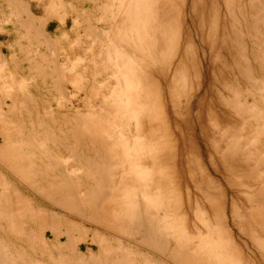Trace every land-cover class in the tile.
I'll use <instances>...</instances> for the list:
<instances>
[{
	"label": "rangeland",
	"instance_id": "1",
	"mask_svg": "<svg viewBox=\"0 0 264 264\" xmlns=\"http://www.w3.org/2000/svg\"><path fill=\"white\" fill-rule=\"evenodd\" d=\"M135 1L137 0H0V108L2 109L0 110L6 114L3 118L5 122L0 123V133L4 130L10 138L4 143L8 147H5L0 139V193L3 194H0V204L4 206L18 199L21 202L31 203L37 210L43 209L47 212L54 210L60 214L64 212L65 205L69 208V205L64 204L62 200L66 198V203H69L67 200L69 194L77 195L75 200L81 202L80 212L72 213V216L68 212L62 218L67 217L72 221L77 231L80 230L88 241L92 233L109 242L112 247L110 253L112 257L107 258V263L114 254L124 252L129 260L127 264H135L136 257L147 254L146 252L153 254L151 250L156 248L154 245L151 246V241L148 243L143 241L136 227L130 223L128 212H131L133 207H129V201L133 195H138L137 199L150 201L151 215L155 214V217L161 218V223L163 222L167 229L168 242L173 243L172 245L169 243V249L166 250L170 253L172 250L170 248L174 247V252H171L173 254L165 251L162 259L155 254V257L165 264H178L179 261L181 264H192V262L204 264L196 257L197 255L193 256L194 247L209 234L215 238L214 244L217 241L220 244L217 233L219 230L221 234L227 232L223 234L226 237L224 243L227 247L224 264H264V175H260L264 174V165H262L264 164V94H262L264 93V0H170V2L166 0L165 3L160 2L163 0H152V3H143V0L135 3ZM147 24H151L150 27L153 26L154 30H148L151 28ZM90 27L97 28L96 31L100 33H95L94 36L93 33H89ZM222 34L227 44L231 43L236 50L232 55L235 57L234 62L240 64V68L247 74L245 82L243 80L239 83L232 80L228 82L233 94L230 90L227 92L221 85L210 81L212 53L218 50L217 46H214V41L223 37ZM178 37L179 43L176 42ZM45 39L51 42L53 48L47 47ZM99 39L107 43L103 41L100 43ZM166 39H168L167 43H165ZM228 47L225 48L227 53L230 50ZM171 51L176 53H173L171 59L175 64L170 62V57L163 56V53L169 55ZM57 56L61 58L62 71L60 74L53 73L52 77L51 75L47 77L45 73L50 71ZM230 57H225L229 65L234 63ZM219 58L221 59L220 54ZM178 59L177 77L172 75V67L176 65ZM169 66L171 71L168 70ZM161 71L167 73L173 83L165 81L159 74ZM149 74L150 78L147 77ZM60 77L66 91L64 96H59L55 90ZM135 79L140 82V86L142 85V89H137L140 106L148 108V103L151 102L149 98L154 96V90L158 92L154 96L155 103L158 102L156 105L161 102L160 105L165 106L164 121L167 122L165 127L168 128H165L167 131L164 133L167 135L164 139L166 141L169 139V142L165 143L172 148L168 147L165 156L158 158L161 162L159 167L153 165L152 168L153 159L147 158L146 117L142 116L140 122H137L132 114L136 90L133 89ZM119 80L122 81L121 86L118 84ZM148 81L153 87L150 96L147 89ZM174 83L176 86L179 85L177 86L179 91L181 89L179 103L182 113H179V133L174 128L175 118L172 115V103L169 99L170 94L177 91ZM216 88L222 95L216 93ZM184 90L185 92L188 90L186 95L193 92L197 95L193 110L190 109L191 115L187 119L183 116L186 115L184 109L186 98L182 95ZM222 97L225 99L221 100ZM242 98L246 99L248 110H244L243 121L239 123L234 114V107ZM226 100L227 103L232 102V107H228L230 104H227ZM142 112H145V109ZM81 122L82 133L79 135L76 129ZM82 127L85 131H82ZM235 128L239 130L240 136L232 135L238 136L235 143L241 151L232 153L237 148L227 149L224 153L228 155L230 153L228 160H221L219 151L225 148L223 143L225 136L228 138V134L232 133L231 129L235 130ZM94 141H98L99 144ZM169 150L171 152L175 150L170 152L174 157L167 158L172 165L165 162ZM242 151L243 157L240 155ZM248 151H257L250 152L253 160L251 155L247 154ZM258 153L261 155L260 160L263 159L262 162L254 160V156ZM52 155L56 159H53ZM136 157L139 159L135 163L133 159ZM30 162L43 169L37 174L38 176L31 177L24 169ZM48 163L49 166L55 164L57 168L52 171L43 168ZM147 164L150 165L151 173L147 172ZM98 165L105 166L110 172L109 182H112V179L115 182H112L113 185L110 182L108 189L105 187V191V188L101 189L104 199L98 198L101 195H97L100 193V188H96L95 193L92 194L89 191L90 187L96 185L98 177L97 179L92 177L91 173L96 171ZM167 165L171 167L165 168L168 167ZM255 170L260 174L256 175ZM63 171L66 173L64 174ZM133 175L137 178L135 184ZM64 176H68L67 184L73 192L60 189L55 192L60 196L52 197L50 194L54 193L52 192L54 188L51 189V186H63L64 179L61 177ZM152 176L154 181L151 186L149 178ZM208 180L213 184L209 189L210 192L207 188ZM228 180L230 182H227ZM119 192L124 194V197L123 194L121 195V199ZM17 194L23 198L21 196L19 198ZM65 194L69 197H64ZM92 195H95L93 198H97L100 204L99 207L97 205V209L101 212H98L101 219H92L97 224L90 219L93 218L90 200ZM213 195L217 197L214 198ZM118 199L123 202L118 204ZM212 203L215 204L216 210L219 209L217 213L220 215L219 218L222 216L221 222L222 224L224 222L222 226L219 224L220 219H216L217 215H213L210 211ZM123 206L125 208H122ZM216 210L213 209L215 214H217ZM79 213L87 219H81ZM121 213L124 218L128 217L129 221L126 219L119 225L117 218H123ZM183 214L185 219H182ZM2 222L0 240L11 251L14 259L11 264H20L19 255L22 254L23 257L30 258L33 264H75L72 261H88L97 251L96 245L90 242H73L72 252L62 249L56 241L53 242L49 233L44 241L37 240V247L31 250L26 240L27 232L30 230L28 223L23 235H19L18 226L14 227V233H8L7 226L5 227L4 221ZM36 227L40 230L38 226ZM222 227H225L224 231ZM64 242L62 240L61 243ZM157 250L155 249L154 252ZM186 257L188 258L184 263L183 259ZM193 258L196 260L191 261Z\"/></svg>",
	"mask_w": 264,
	"mask_h": 264
},
{
	"label": "bare ground",
	"instance_id": "2",
	"mask_svg": "<svg viewBox=\"0 0 264 264\" xmlns=\"http://www.w3.org/2000/svg\"><path fill=\"white\" fill-rule=\"evenodd\" d=\"M107 1V0H106ZM139 0H137V1H135V3H140V2H138ZM142 1V0H141ZM172 1V0H171ZM152 3V0H143V3ZM155 2V1H154ZM160 2H167L166 0H163V1H160ZM169 2H170V0H169ZM142 3V4H143ZM163 3V4H164ZM171 4V3H170ZM169 5V4H168ZM117 6V5H116ZM137 6H139V4L137 5ZM118 7V6H117ZM174 7V6H173ZM173 7H171V9L173 10ZM135 8H137L136 7V5H135ZM131 10H134V9H131ZM135 10H137L138 11V9H135ZM157 10V9H156ZM136 11V12H137ZM176 11V10H175ZM27 12V11H26ZM134 12V11H133ZM147 12V11H146ZM156 12V11H155ZM168 12V11H167ZM217 12V11H216ZM138 13V12H137ZM166 13V12H165ZM136 15V14H135ZM134 15V16H135ZM143 15V14H142ZM167 15V14H166ZM169 15H170V13H169ZM178 15V14H177ZM30 16V15H29ZM137 16H138V14H137ZM141 16V15H140ZM196 16V15H195ZM223 16V15H222ZM136 17V16H135ZM143 17V16H142ZM145 18V17H144ZM152 18V17H151ZM165 19V18H164ZM38 20V19H37ZM154 21V20H153ZM39 22V21H38ZM167 22V21H166ZM150 23V22H149ZM153 23V22H152ZM172 23V22H171ZM32 24V23H31ZM41 24H43V23H40V25ZM164 24H165V22H164ZM163 24V25H164ZM168 24V23H167ZM147 25H149V27L151 26V24H147ZM166 25V24H165ZM202 25V24H201ZM161 26V25H160ZM38 27V26H37ZM153 27V26H152ZM152 27H150L151 29H148V30H150V31H153L154 29V27L152 28ZM155 27H157V26H155ZM164 27V26H163ZM147 28V27H146ZM90 30H89V33H93L94 34V36H95V33H100V31H96L97 30V28L95 29L94 27H90L89 28ZM153 29V30H152ZM159 29H161V28H159ZM141 30H143V29H141ZM147 30V31H148ZM176 30V29H175ZM41 33V32H40ZM98 35H100V34H98ZM97 35V36H98ZM45 36V35H44ZM92 36V35H91ZM162 36V35H161ZM164 36H166V35H164ZM173 36V35H172ZM221 36H223V37H221V38H217V40H215L214 41V46H217V48H218V50L217 51H215V52H213L212 54V58H211V60L213 61V64H212V72H211V75L212 76H210L211 78H210V81L213 83H216L217 85H221L222 86V88H224V90H226L227 92H228V90H230L231 91V93L233 94L234 92H232L233 90H232V88L230 87V85H228V82H230V80H232L233 82H235V83H239V82H241L242 80H243V82H245V79L247 78L246 77V71L245 70H242L241 68H240V64H236L235 62H234V60H235V57L233 56L232 57V55L235 53V49H233V46H232V44L230 43V45L229 44H227V41L225 40V37H224V34H222ZM99 37V36H98ZM97 37V38H98ZM163 37V36H162ZM162 37H161V39H162ZM96 38V39H97ZM167 38V37H166ZM170 38V37H169ZM95 38H93V40H94ZM175 39V38H174ZM100 41V43H101V41H103V42H105V43H107L106 41H104V40H102V39H99ZM163 40V39H162ZM45 41H46V43H47V47L49 46V47H51V48H53L52 46H51V42L48 40V39H45ZM94 41H97V40H94ZM165 41V40H164ZM170 41V40H169ZM168 42V39H166V41H165V43H167ZM177 43H179V37H178V40L176 41ZM175 41H174V44L176 43ZM56 43V42H55ZM105 43H103V44H105ZM171 43V42H170ZM52 44H54V43H52ZM163 44V43H162ZM108 45V44H107ZM211 45V44H210ZM58 46V45H57ZM105 46H106V44H105ZM154 46V45H153ZM226 46H229L228 47V49H230L229 50V52L227 53L226 52V50H225V48H226ZM56 47V46H55ZM170 47V46H169ZM211 48V47H210ZM56 49V48H55ZM168 49V48H167ZM176 49V48H175ZM177 49H178V47H177ZM212 49V48H211ZM227 49V50H228ZM149 50V49H148ZM172 50V49H171ZM210 50V49H209ZM219 50H220V52L221 53H219ZM59 52V51H58ZM172 52V51H171ZM170 52V54L169 55H167L166 53H163L164 55V57L165 58H169L170 57V62H172V64H175V63H173L174 61H171V59L173 58V53L174 52H172L171 53ZM179 52V51H178ZM161 53V52H160ZM224 54V55H221V54ZM57 54V53H56ZM174 54H176V53H174ZM186 54V53H185ZM219 54H220V56H221V59L219 58ZM59 55V54H58ZM113 55V54H112ZM230 55H231V57H230ZM53 56V55H52ZM51 56V57H52ZM185 56V55H184ZM226 56H229L230 58H231V61L232 62H234L236 65L234 66L233 64H231V65H229L228 64V62H227V60H225V57ZM211 57V56H210ZM68 58V57H67ZM177 58H179L178 56H177ZM176 58V59H177ZM186 58V57H185ZM155 59V58H154ZM162 59V58H161ZM239 59V58H238ZM146 60V59H145ZM237 60V59H236ZM157 61V60H156ZM169 62V63H170ZM61 63V58H60V56H57L56 57V60H54V62L52 63V67H51V69H50V71L49 72H47V73H45V74H47V77L49 76V75H51V74H53V73H56V74H60L61 73V71H62V69L60 68V64ZM165 63V62H164ZM169 63H165V64H169ZM183 63V62H182ZM230 63V62H229ZM171 64V63H170ZM185 64V63H184ZM151 65V64H150ZM181 65V64H180ZM233 65V66H232ZM148 66H149V62H148ZM157 67V66H156ZM162 67V66H161ZM170 67V66H169ZM261 67V66H260ZM150 68V67H149ZM152 68H154V67H152ZM151 68V69H152ZM157 68H159V67H157ZM173 68V76H176L177 75V77H178V73H179V59L176 61V65H174V67H172ZM119 69V68H118ZM161 69V68H160ZM171 69V67L168 69V70H170ZM165 70V68L163 69V71ZM172 70V69H171ZM170 70V71H171ZM261 70V69H260ZM154 72H155V70H153ZM157 71V70H156ZM163 71H161V73H159V74H161L162 75V78L165 80V81H168V83H170L171 84V82L173 83V80H172V78H171V80H170V78H168V74L167 73H165V72H163ZM169 71V72H170ZM196 71V70H195ZM194 71V72H195ZM160 72V71H159ZM166 72H168V71H166ZM63 73V72H62ZM196 73V72H195ZM194 73V74H195ZM210 73V72H209ZM136 74H137V72H136ZM140 74V73H139ZM156 74V73H155ZM167 74V75H166ZM182 74H183V72H182ZM142 75V74H141ZM171 75V74H170ZM60 76V75H59ZM120 76V75H119ZM127 76V75H126ZM137 76V75H136ZM152 76V75H151ZM51 77H52V75H51ZM147 77H149L150 78V74H149V76L147 75ZM177 77H176V79H177ZM183 77V76H182ZM187 77H188V75H187ZM64 78V77H63ZM136 78V77H135ZM184 78V77H183ZM57 79V78H56ZM60 79V82H57V84H56V86H55V90H56V92H57V94L59 95V96H64L65 95V90H64V87L62 86V82H61V77L59 78ZM138 79V78H137ZM175 79V78H174ZM140 80V79H139ZM149 80H151V79H149ZM152 80H153V78H152ZM241 80V81H240ZM57 81V80H56ZM176 81V80H175ZM174 81V82H175ZM177 81H179V79L177 80ZM176 81V82H177ZM122 81H118V84H119V86H121L122 85V83H121ZM133 82H134V88L133 89H136L135 90V92H134V101H133V103H132V114H133V117H134V119L138 122H140V120L139 119H141L142 118V116H145L146 117V124H147V139H148V142L146 143V144H148V146H147V149H146V152H147V158L148 159H153L152 160V163H151V167L153 168L154 166H158L159 167V165H160V161L158 160V158L159 157H164L165 156V154H166V152H167V148L168 147H170V148H172L170 145L169 146H166V145H168V143H165V142H167L169 139H167V141L165 140L166 139V135H167V133L165 134L164 132H166L167 130L165 129V128H168V127H165V123L167 124V122L166 121H164L165 120V110H164V107L163 106H161L160 105V103L161 102H159V104H158V106L156 105L157 103H155V101H154V96H155V94L157 93L158 94V92H156L157 90H154V96H151L150 98H149V101H151L150 103H148V108L146 107V106H144V107H142V106H140V95H139V90H137V89H142V85L140 86V82L139 81H137L136 79L135 80H133ZM154 82H155V80H154ZM127 83V82H126ZM182 83V82H181ZM175 84V83H174ZM125 85V84H124ZM155 85V84H154ZM157 85V84H156ZM173 85V84H172ZM162 86V85H161ZM174 86V85H173ZM172 86V87H173ZM178 87H179V85H177ZM176 86V84H175V87L174 88H176L177 87ZM160 87V85L158 86V88ZM167 87V86H166ZM177 87V88H178ZM129 88V87H128ZM151 88H153L152 87V84H151V86H150V82L148 81V90H149V96H150V93H151ZM176 88V90L177 91H174V92H172V94H170V102L172 103L171 104V106H172V111H173V113H172V115H173V117L175 118V123H174V128H176L177 129V131H178V133H179V119H180V114L179 113H182V112H180V108H181V105H180V103L179 102H181L180 100H179V93L181 92V89H180V91H179V88L177 89ZM169 89V88H168ZM172 89V88H171ZM145 90V89H144ZM162 91H163V89H161ZM216 90V93H220V92H217V88L215 89ZM158 91H159V89H158ZM188 90H186V92H187ZM192 91V90H191ZM122 92V91H121ZM164 92V91H163ZM186 92H185V90H184V92L182 93V95L186 98L185 99V103H184V105H185V107L187 108H184L185 109V112H186V115H183V116H186V119L188 118V117H190V115H191V111H190V109H192L193 110V106L195 105L194 104V99H195V97L197 96L196 95V92H193V93H191V94H188V95H186ZM190 92V91H189ZM153 93V92H152ZM168 93H170V92H168ZM225 93V92H224ZM54 94V93H53ZM156 94V95H157ZM160 94V93H159ZM163 94V93H162ZM181 94V93H180ZM236 94V93H235ZM262 94H264V93H262ZM262 94L260 95V97H259V99H260V101L262 100ZM169 95V94H168ZM182 95H180V96H182ZM218 95V94H217ZM219 95H222V93H220ZM226 95H227V93H226ZM105 96V95H104ZM159 96V95H158ZM153 97V98H152ZM244 97V96H243ZM68 98V97H67ZM152 98V99H151ZM165 98V97H164ZM238 98V97H237ZM69 99V98H68ZM148 99V98H147ZM222 99H225V98H221V100ZM229 99V98H228ZM259 99H258V101H259ZM230 101L232 100V99H229ZM148 101V100H147ZM153 101V102H152ZM183 101V100H182ZM259 101V102H260ZM14 102V101H13ZM222 102H224V100L222 101ZM226 103H227V100L225 101ZM102 103H103V101H102ZM105 103V102H104ZM232 103V102H231ZM230 102L229 103H227V104H230V105H228V107L230 106V107H232ZM166 104V103H165ZM262 105V104H261ZM256 106V105H255ZM1 107V106H0ZM213 107V106H212ZM229 107V108H230ZM247 107V101H246V99L245 98H242V100H240V102L238 103V104H236L235 105V107H234V110H235V113L234 114H236V116H237V118H238V120H239V123H241V121H243V118H244V116H243V113H244V110L246 109V110H248V108H246ZM258 107V106H257ZM260 108V107H259ZM1 109V108H0ZM8 109H9V106H8ZM145 109V112H142L143 110ZM2 110V109H1ZM0 110V123H4L5 121L3 120V118L4 117H6V114H5V112H2ZM252 110V109H251ZM4 111V110H3ZM118 111V110H117ZM120 111V110H119ZM122 111V110H121ZM260 111V110H259ZM196 113V112H195ZM257 113V112H256ZM260 113V112H259ZM225 114V113H224ZM263 114V113H262ZM198 115V117H199V114H197ZM196 115V116H197ZM223 115V114H222ZM259 115V114H258ZM181 116H182V114H181ZM234 116V115H233ZM79 117V116H78ZM165 117V118H164ZM194 117H195V115H194ZM198 117H196V118H198ZM68 118V117H67ZM195 118V121L197 120ZM260 118H263V117H260ZM259 118V119H260ZM249 119H250V117H249ZM257 119V118H256ZM78 120V119H77ZM260 120H262V119H260ZM142 121V120H141ZM174 121V120H173ZM199 121V120H198ZM252 121V120H251ZM10 123V122H9ZM85 123V122H84ZM75 124V123H74ZM79 124V123H78ZM236 124V123H235ZM252 124V123H251ZM255 124H256V122H255ZM258 124H259V122H258ZM82 125V122H81V124L77 127V129H76V131H77V133L79 134V133H82L81 132V129H80V126ZM85 125V124H84ZM169 125V124H168ZM263 125V124H262ZM72 126V125H71ZM83 126V125H82ZM167 126V125H166ZM217 126V125H216ZM75 127H76V125H75ZM141 127H142V124H141ZM218 127V126H217ZM263 127V126H262ZM1 128V127H0ZM83 128V127H82ZM238 128V127H237ZM240 128H241V126H240ZM240 128H238L239 130H240ZM74 129V128H73ZM132 129V128H131ZM75 130V129H74ZM201 130H203L204 131V129H202V127H201ZM216 130V129H215ZM239 130H236V128H235V130H233V129H231V131H232V133L231 134H228L229 136H228V138H226V136H225V139H224V141H223V143H224V146H225V148H223V150H221V151H219L220 153H221V157L222 158H220L221 160L223 159L224 161L227 159V158H229V155H230V153H229V155L228 154H226V153H224L225 152V150H227V149H230V148H237L236 150H234L232 153H234L235 151H241V149L238 147V144L237 143H235V141H236V138L238 137V136H240V134H239ZM82 131H85L84 130V128H83V130ZM157 131V132H156ZM230 131V132H231ZM74 132V131H73ZM156 132V133H155ZM233 132H235V133H233ZM75 133V132H74ZM85 133V132H84ZM194 133V132H193ZM78 134H75L76 136L78 135ZM165 134V135H164ZM222 134V133H221ZM232 134H234V135H237L238 134V136L237 137H235L234 135H232ZM80 135V134H79ZM90 135V134H89ZM222 136V135H221ZM233 136V137H232ZM84 137V136H83ZM90 137V136H89ZM253 137V136H252ZM77 138V137H76ZM165 138V139H164ZM169 138V137H168ZM245 138V137H244ZM0 139L3 141V145H4V143H6V142H8L9 141V136L4 132V130L0 133ZM92 139H93V137H92ZM240 139V138H239ZM90 140V139H89ZM97 140V139H96ZM95 140V141H96ZM6 141V142H5ZM94 141V142H95ZM89 142H91V140L89 141ZM92 142H93V140H92ZM169 142V141H168ZM244 142H246V141H244ZM254 142V141H253ZM31 143V142H30ZM95 143H98V141L97 142H95ZM251 143V142H250ZM256 143V142H255ZM32 144V143H31ZM91 144V143H90ZM99 144V143H98ZM97 144V145H98ZM252 144V143H251ZM37 145V144H36ZM248 145H250L249 143H248ZM5 147L7 146L8 147V145H4ZM28 146H29V144H28ZM100 146V145H99ZM4 147V148H5ZM38 147V146H37ZM103 147V146H102ZM100 148V147H99ZM99 148H97V150H99ZM246 148V147H245ZM1 149V148H0ZM9 149V148H8ZM39 149V148H38ZM111 149V148H110ZM215 149H217V148H215ZM71 150V149H70ZM102 150V149H101ZM106 150H108V149H106ZM103 151H105V150H103ZM175 150H173L172 152H174ZM230 151V150H229ZM263 151V150H262ZM31 152V151H30ZM97 152V151H96ZM169 153H167V156L165 157V159L167 160V158H172V157H174V156H172V154L170 155V150L168 151ZM171 152V153H172ZM250 152L251 151H248V153L247 154H250ZM257 152V151H256ZM255 151H253V152H251V153H256ZM100 153V152H99ZM98 153V154H99ZM105 154H106V151L104 152ZM103 153V154H104ZM22 154V153H21ZM20 154V155H21ZM50 154V153H49ZM102 154V155H103ZM174 154V153H173ZM241 154H243V151L240 153V155ZM2 155V154H1ZM251 155V157H252V154H250ZM259 153L256 155V156H254V160L255 161H261L262 162V160H260L261 158H259V157H261V155H259ZM51 156V155H50ZM56 156V155H55ZM106 156V155H105ZM109 156V154H107V157ZM242 156V155H241ZM17 157H18V155H17ZM52 157H53V159H56V158H54V155H52ZM57 157V156H56ZM103 157V156H102ZM243 157V156H242ZM245 157H247V156H245ZM249 157V156H248ZM264 157V156H263ZM3 158V157H2ZM6 158V157H5ZM19 158V157H18ZM58 158V157H57ZM137 158V160H134V159H136ZM136 158H134L133 159V161L136 163V162H138V157H136ZM154 158H155V160H154ZM248 159V158H247ZM106 160V159H105ZM105 160H104V162H105ZM162 160V159H161ZM228 160V159H227ZM237 160V159H236ZM244 160V159H243ZM252 160H253V157H252ZM108 161V160H107ZM168 161V162H167ZM167 161H165L166 162V164L167 163H169V160H167ZM172 161H173V164H175L174 163V158L172 159ZM10 162V161H9ZM8 162V163H9ZM103 162V161H102ZM109 163H110V159H109V161H108ZM108 162H107V164H106V167L108 168ZM260 162V163H261ZM33 163V162H32ZM32 163L30 162L29 164L27 163V167H26V165H25V167H24V169L25 170H27L28 172H29V174L31 175V177H33V176H36L38 173H40V171L41 170H43L42 168L41 169H39V167H38V165L37 166H35V165H32ZM97 163V162H96ZM99 163H100V161H99ZM106 163V162H105ZM104 163V164H105ZM150 163V162H149ZM193 163V162H192ZM212 163V162H211ZM211 163H210V165H211ZM257 163V162H256ZM10 164V163H9ZM13 163H11V165H12ZM98 164V163H97ZM101 164V163H100ZM165 164V165H166ZM170 165H172L171 163H169ZM189 164V163H188ZM191 164V163H190ZM214 164V163H213ZM262 164V163H261ZM261 164H259V165H261ZM30 165V166H29ZM154 165V166H153ZM194 165H195V161H194ZM249 165V164H248ZM262 165H264V164H262ZM17 166V165H16ZM22 166V165H21ZM168 167H165V166H163V167H165V168H169V167H171V166H169V165H167ZM224 166V165H223ZM105 166H103V165H98V167H97V169H96V171L94 172V173H91V176L92 177H98V179H97V181H96V185L94 186H92V187H90L89 189V191L91 192V194L92 193H95L94 191H96V188H100V193L99 194H97V195H100V196H98V198L99 199H102L103 198V195H104V193H103V195H102V193H101V189H104L105 187L107 188V187H109V183L111 182H109V180H110V172H109V170L106 168ZM163 167L161 168V169H163ZM191 167H193L192 165H191ZM190 167V168H191ZM202 167V166H201ZM215 167H217V166H215ZM226 167V166H225ZM239 167V166H238ZM251 167H252V165H251ZM260 167V166H259ZM21 168V167H20ZM43 168H49V170H53V169H55V168H57L56 167V165L55 164H52V165H50L49 166V163L46 165V167L44 166ZM90 168V167H89ZM147 172H149V173H151L150 172V165L149 164H147ZM227 168V167H226ZM21 169H23V167L21 168ZM45 169V170H46ZM167 169H166V171H167ZM193 169H195V168H193ZM204 169V168H203ZM213 169V168H212ZM241 169V168H240ZM240 169H237L239 172H241L240 171ZM154 170V169H153ZM153 170H151V171H153ZM156 170V169H155ZM207 170V169H206ZM214 170V169H213ZM218 170V169H217ZM216 170V171H217ZM245 170H247V169H245ZM90 171V170H89ZM161 171H163V170H161ZM195 171V170H194ZM197 171V170H196ZM199 171V170H198ZM243 171V170H242ZM256 171V170H255ZM15 172V171H14ZM42 172V171H41ZM45 172V171H44ZM47 172H48V170H47ZM46 172V173H47ZM91 172V171H90ZM156 172H157V170H156ZM168 172V171H167ZM190 172V171H189ZM217 172H219V170L217 171ZM253 172V171H252ZM251 172V173H252ZM261 172V171H260ZM63 173L65 174L66 172L65 171H63ZM162 173V172H161ZM160 173V174H161ZM163 173H165V172H163ZM209 173V172H208ZM212 173V172H211ZM215 173V172H214ZM254 173V172H253ZM262 173V172H261ZM44 174V173H43ZM167 174V173H166ZM192 174V173H191ZM219 174H220V172H219ZM255 174V173H254ZM259 175L260 173L259 172H257L256 171V175ZM66 175H68V174H66ZM117 175H118V173H117ZM196 175V174H195ZM208 175V174H207ZM249 175V174H248ZM256 175H254L255 177H256ZM260 175H264V174H260ZM22 176V175H21ZM26 176V175H25ZM38 176V175H37ZM52 176V175H51ZM198 176V175H197ZM200 177H202L201 175H199ZM253 176V175H252ZM28 177V176H27ZM158 177H159V175H158ZM161 177H163L162 175H161ZM165 177V176H164ZM194 177V176H193ZM208 177V176H207ZM210 177V176H209ZM227 177V176H226ZM254 177V178H255ZM26 178V177H25ZM61 178H63L64 179V183H63V186H61V185H57V186H51V189L52 188H54L53 190L54 191H52V192H54L53 194H50L52 197H56V196H60V195H57L58 193H55L57 190H60V189H63V190H68L69 192H73V191H71L72 189L69 187V184H67L68 183V176H64V177H61ZM117 178V177H116ZM149 178V177H148ZM147 178V179H148ZM152 178H154L153 176L151 177V178H149L150 179V182H149V184L152 186L153 184H152V181H154ZM211 178V177H210ZM209 178V179H210ZM223 178V177H222ZM256 178H258V176L256 177ZM23 179H24V176H23ZM29 179V178H28ZM112 179V178H111ZM133 183L135 184V179H137L136 178V176H135V178H134V175H133ZM155 179H157V178H155ZM201 179V178H200ZM207 179V178H206ZM214 179V178H213ZM213 179H211V180H213ZM217 179V178H216ZM261 179V178H260ZM50 180V179H49ZM195 180H197V179H195ZM224 180H226V178L224 179ZM257 180V179H256ZM29 181V180H28ZM62 181V180H61ZM132 181V180H131ZM161 181V180H160ZM198 181V180H197ZM213 181H215V179L213 180ZM63 182V181H62ZM112 182H114L113 181V179H112ZM112 182L110 183V184H112ZM120 182V181H119ZM200 182V181H199ZM202 182V181H201ZM200 182V183H201ZM227 182H230L229 180L227 181ZM263 182V181H262ZM115 183V182H114ZM113 183V184H114ZM203 183V182H202ZM201 183V184H202ZM208 184H207V188H208V191H209V189L210 188H212L213 187V184L211 183V181L209 182V180H208V182H207ZM49 184V183H48ZM112 184V185H113ZM111 185V186H112ZM118 185V184H117ZM139 185H141V184H139ZM163 185V184H162ZM232 185V184H231ZM90 186V185H89ZM118 186H120V185H118ZM134 186V185H133ZM142 186V185H141ZM203 186V185H202ZM233 186V185H232ZM31 187V186H30ZM205 187V186H204ZM204 187H203V191H204ZM235 187V186H234ZM106 188L104 189V191L106 190ZM115 188V187H114ZM143 188V187H142ZM215 188V187H214ZM108 189V188H107ZM117 189V188H116ZM3 190V189H2ZM199 190H200V188H199ZM15 191V190H14ZM68 191H67V193H68ZM108 191V190H107ZM106 191V192H107ZM112 191V190H111ZM122 190H120V192H121ZM1 192V191H0ZM15 192H17V191H15ZM119 192V193H120ZM210 192V191H209ZM208 192V193H209ZM2 193H3V191H2ZM18 193V192H17ZM108 193V192H107ZM106 193V194H107ZM118 193V194H119ZM137 193V192H136ZM157 194H158V198H159V192L157 191L156 192ZM1 194V193H0ZM123 194V193H122ZM121 193L119 194L120 195V197H119V199H121L122 197H124V194L122 195ZM212 194H214V193H212ZM1 195H3V194H1ZM8 195V194H7ZM15 195V194H14ZM89 195V194H88ZM96 195V194H95ZM94 195V196H95ZM118 195V196H119ZM121 195H122V197H121ZM5 196V195H4ZM16 196H18L19 198H20V194L18 195H16ZM64 197H67L68 195H63ZM71 198H70V197ZM69 199H67L68 201H69V203H66L67 201L64 199V200H62V201H64V204H68L69 205V208H66V205H65V210L66 209H68L67 211H65L64 210V212H61L60 214L57 212V211H54V210H52L51 212H47V211H44L43 209L42 210H37V209H35V207L31 204V203H29V202H27V201H19L18 199L17 200H14V201H12V202H9L8 204H6V205H4V206H1V204H0V225L3 223L2 221H4V224H5V227L7 228V232L8 233H14V231H13V229H14V227L15 226H18L19 227V229H18V233H19V235H23V230L24 229H26L25 227H26V224L28 223V225L27 226H29V229L30 230H28V232H27V235H26V240H27V246H29V248L31 249V250H35V248L37 247V240H39V241H44L45 240V238L46 237H48L47 235H48V233H49V235H51V237L53 238V242L54 241H56L60 246H61V248L62 249H67V250H69V251H71L72 250V247H71V245H73V242H75V243H82V242H90L91 244H95L96 245V247H97V251H96V253L93 255V257H91V259L90 260H88V261H82V260H74V261H72V262H74L75 264H127V262L129 261L128 260V257H127V255H125L124 254V252L123 253H120V254H114V257L112 258V259H110V261H109V263H107L106 262V260H107V258H109V257H112L111 255H110V253L112 252L111 250H112V247H111V245H110V243L109 242H107L105 239H100V238H98V236H97V234H93L92 235V233L90 234V238H89V241H88V239H87V237L85 236V235H82V232H80V230H78L79 231V233H78V231H77V228L73 225V223H72V221H70V220H68L67 219V217L66 218H62V217H65L66 216V214L69 212L70 214V216H72V213H75V214H77L78 212H80V208H81V205H80V203L81 202H79V201H76L75 200V197L77 196H74V194H69ZM93 195H92V197H90V200L92 201L91 202V207L93 208V214L91 215L93 218H90L91 219V221L92 222H94V223H96V221H94V220H98V219H101L99 216V213H101L100 211H99V209H97V205L99 204L98 203V201L99 200H96L97 198H93L94 197ZM106 196V195H105ZM214 196V198H215V196L216 195H213ZM17 197V198H18ZM22 197V196H21ZM116 197V196H115ZM217 197V196H216ZM23 198V197H22ZM21 198V199H22ZM138 198V195H133V198H131L130 199V201H129V207H133V209L131 210V212H128V214H129V217H130V223H132L133 224V227L135 226L136 227V229L138 230L137 231V233L139 232L140 233V236L142 237V239H143V241H146L147 243L148 242H150L151 243V246L152 245H154L156 248H154V250L155 249H161L159 252H158V250H157V252L155 251L154 252V250H151V252L153 253V254H148V252H146L147 254H140V256H138V257H136V259H134V263L135 264H165L164 262H162V257H163V253H166L167 251V249H169V243H170V245H172L173 243L172 242H168V234L166 233V227L164 226V223L162 224L161 223V218H157V217H155V214H152L151 215V210L149 209V207H150V201H148V200H146V201H143V200H140V199H137ZM187 198V197H186ZM206 198H207V196H206ZM208 198H209V196H208ZM55 199V198H54ZM53 199V200H54ZM57 199V198H56ZM71 199V200H70ZM85 199V198H84ZM104 199V198H103ZM118 199V200H119ZM126 199V198H125ZM58 200V199H57ZM178 200V199H177ZM176 200V201H177ZM180 200V199H179ZM52 201V200H51ZM61 201V202H62ZM122 201V200H121ZM120 200L118 201V204H120V202H121ZM56 202V201H55ZM54 202V203H55ZM59 202V201H58ZM57 202V203H58ZM60 202V203H61ZM86 202V201H85ZM123 202V201H122ZM90 203V202H89ZM174 203V202H173ZM178 203V202H177ZM59 204V203H58ZM126 204V203H125ZM52 205L53 206H55L53 203H52ZM100 205V204H99ZM99 205H98V207H99ZM124 205V204H123ZM207 205H209V204H207ZM218 205V204H217ZM125 207H126V205H124ZM122 207V208H125V207ZM174 206H176V205H174ZM181 206V205H180ZM183 206V205H182ZM128 207V208H129ZM91 208V209H92ZM119 208H120V206H119ZM121 208V210L123 211V209ZM177 208V207H176ZM175 208V209H176ZM117 209V208H116ZM182 209V208H181ZM213 209L214 210H216L217 208H216V206H215V204L214 203H212L211 205H210V211H212V213H213V215H217V217L218 216H220V215H218L219 213H217V212H219V209L218 210H216V213L217 214H215L214 212L215 211H213ZM99 212V213H98ZM177 213H179V212H177ZM74 214V215H75ZM80 214V213H79ZM125 214V213H124ZM123 214L121 213V216H122ZM126 215V214H125ZM77 216H79V215H77ZM80 216H81V214H80ZM79 216V217H80ZM83 216V215H82ZM81 216V217H82ZM89 216V215H88ZM90 216V217H91ZM120 216V217H121ZM124 216V215H123ZM122 216V217H123ZM128 216V215H127ZM195 216H196V214H195ZM212 216V215H211ZM126 217V216H125ZM197 217V216H196ZM214 218L216 217V216H213ZM216 217V219H220V221H219V224L222 226L223 224H224V222H223V224H222V222H221V219H222V216H221V218H217ZM84 217H82L81 219H83ZM86 218V217H85ZM84 218V219H85ZM115 218V217H114ZM83 219V220H84ZM87 219V218H86ZM89 219V220H90ZM92 219H94V220H92ZM103 219V218H102ZM113 219V218H112ZM128 220V217L127 218H117V220H118V222H119V225L121 224V223H123L124 222V220ZM182 219H185V214H183L182 215ZM216 219H215V221H216ZM104 220V219H103ZM114 220H116V219H114ZM129 221V220H128ZM184 221V220H183ZM187 221V220H186ZM223 221V220H222ZM90 222V221H89ZM121 222V223H120ZM205 222H207V221H205ZM210 222V221H209ZM97 224V223H96ZM101 224V223H100ZM110 224V223H109ZM185 225V224H184ZM214 225V224H213ZM36 226H38L39 227V229L40 230H37V227ZM107 226V225H106ZM217 226V225H216ZM1 227V226H0ZM213 229V228H212ZM217 229H218V226H217ZM222 230L224 231L225 230V227L223 228L222 227ZM197 231V230H196ZM199 232V231H198ZM214 232V231H213ZM219 232H220V230H219ZM219 232H217L218 234H219V236H218V238H219V242H221L220 244H222V245H220V244H218V241H217V245L216 244H214L215 243V238H213V235H211L210 236V234L207 236V238L205 239V240H200L199 242V244L197 245L196 244V246L194 247L195 248V251L192 253L193 254V256L194 255H197L196 257L197 258H199V260L201 259V262L203 261V263L204 264H224L225 262H226V251H227V247H226V245H225V243H224V241H225V239H226V237H225V235L223 236V234L226 232V231H224V233L223 234H221V232L219 233ZM78 233V234H77ZM93 233H95V232H93ZM138 233V234H139ZM227 233V232H226ZM225 233V234H226ZM77 234V235H76ZM84 234H85V232H84ZM136 234V233H135ZM25 235V234H24ZM137 235V234H136ZM173 235V234H172ZM190 235V234H189ZM216 235V234H215ZM137 237V236H136ZM215 237V236H214ZM190 239V238H189ZM229 239V238H228ZM62 240H64L65 242H64V244L63 243H61L62 242ZM216 240H217V238H216ZM61 243V244H60ZM172 243V244H171ZM198 243V242H197ZM188 244V243H187ZM227 244H228V242H227ZM41 245H42V242H41ZM56 245V244H55ZM63 245V246H62ZM129 245V244H128ZM144 245H146V246H148V244H145L144 243ZM143 245V246H144ZM216 247H215V246ZM219 245V246H218ZM142 246V245H141ZM221 246V247H220ZM69 247H71V248H69ZM145 247V246H144ZM153 247V246H152ZM151 247V248H152ZM176 247V246H175ZM189 247H190V244H189ZM146 248V247H145ZM188 248V247H187ZM234 248V247H233ZM132 249V248H131ZM141 249V248H140ZM143 249V248H142ZM146 249H148V250H150L149 248H146ZM153 249V248H152ZM170 249H172L171 250V252H174V247H172V248H170ZM219 249V250H218ZM91 251H92V249H90ZM139 250V249H138ZM147 250V251H148ZM229 250V249H228ZM73 251V250H72ZM71 251V252H72ZM166 251V252H165ZM233 251H235V249L233 250ZM121 252H122V250H121ZM140 252V251H139ZM144 252V251H143ZM170 252V253H171ZM188 252V251H187ZM230 252H232V250L230 251ZM141 253V252H140ZM168 253V252H167ZM170 253H168V254H170ZM21 254V253H20ZM155 254L156 255H158L159 257H161V259L159 260V259H157L156 257H155ZM171 254H173V253H171ZM233 254V253H232ZM12 254H11V251L9 250V247L3 242V241H1L0 240V261H1V263L0 264H11L12 263V260L14 261V259H13V257L11 256ZM23 255L24 254H22V255H19L20 256V258H19V260H20V264H33V262L31 263V261H30V258H26L25 256L23 257ZM113 255V254H112ZM186 255V254H185ZM91 256V255H90ZM182 256V255H181ZM192 256V255H191ZM191 256H189L190 258H192ZM233 256V255H232ZM64 257V256H63ZM175 257H176V255H175ZM174 257V258H175ZM179 258V257H178ZM178 258H176V259H178ZM182 258H183V256H182ZM188 257H186V258H184L183 259V261L185 260V259H187ZM16 259H18V258H16ZM70 259V258H69ZM179 260H180V258H179ZM192 260H196V258L194 259H191V261ZM174 261H175V259H174ZM35 263V262H34ZM70 263V262H69ZM180 263V261L178 262V264ZM184 263H185V261H184ZM195 263V262H194ZM15 264V263H14ZM37 264V263H36ZM38 264H40V263H38ZM181 264V263H180ZM187 264H189V263H187ZM191 264V263H190ZM192 264H193V262H192Z\"/></svg>",
	"mask_w": 264,
	"mask_h": 264
}]
</instances>
